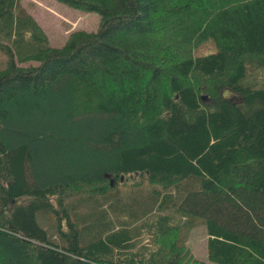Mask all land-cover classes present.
I'll use <instances>...</instances> for the list:
<instances>
[{
  "label": "trees",
  "instance_id": "obj_1",
  "mask_svg": "<svg viewBox=\"0 0 264 264\" xmlns=\"http://www.w3.org/2000/svg\"><path fill=\"white\" fill-rule=\"evenodd\" d=\"M57 1L99 30L53 48L0 0V264H204L201 223L264 264V0Z\"/></svg>",
  "mask_w": 264,
  "mask_h": 264
},
{
  "label": "rangeland",
  "instance_id": "obj_2",
  "mask_svg": "<svg viewBox=\"0 0 264 264\" xmlns=\"http://www.w3.org/2000/svg\"><path fill=\"white\" fill-rule=\"evenodd\" d=\"M21 6L41 26L53 48L62 47L74 32L93 33L100 28V17L97 13L79 11L57 0H21ZM215 51L213 42L206 41L193 49L191 53L196 56ZM6 60V55L0 52V71L5 67ZM28 65H35V63L30 62ZM116 182L119 183L117 180ZM131 182V178H127L125 183L130 185ZM207 240L206 227L201 223L189 233L185 242L187 256L204 264H214L207 259Z\"/></svg>",
  "mask_w": 264,
  "mask_h": 264
}]
</instances>
